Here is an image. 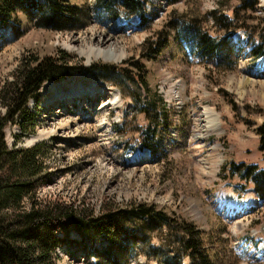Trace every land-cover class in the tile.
<instances>
[{
	"label": "rangeland",
	"instance_id": "rangeland-1",
	"mask_svg": "<svg viewBox=\"0 0 264 264\" xmlns=\"http://www.w3.org/2000/svg\"><path fill=\"white\" fill-rule=\"evenodd\" d=\"M62 4L72 12L65 13L67 19L47 21L30 11L31 17L17 13L11 21L14 24L0 25V86L12 78L24 56H60L65 63V56L70 55L66 58L69 66L78 69L140 61L150 89L161 94L167 104L170 129L160 137L155 155L143 147L149 122L133 98L140 100L147 94L138 92L137 86L123 77L75 71L46 82L39 108L33 99L28 104L36 116L35 124L28 125L26 132L17 125L5 130L9 148L43 144L40 153L52 183L40 189L39 197L62 196L77 205L84 201L97 213L105 202L118 208L153 205L205 233L210 263L264 264V252H260L264 199L256 197L252 185L244 184L238 176L232 178L231 167L227 177L221 175L222 167L232 162L264 169L256 132L264 124V57L255 58L251 52L264 37L259 21L264 0H260L257 13H241L237 19L233 13L236 0H178L175 4L150 0L148 21L143 26L136 17L112 19L99 9L98 0H65ZM214 11H222L233 20L232 25L231 21L216 23L211 16ZM174 13L194 18L198 26L204 22V31L223 39L226 45L218 61L200 58L175 39V33H167L166 24ZM220 26L243 29L227 37ZM101 32L111 39L108 46L124 49L123 61L88 60L80 54L96 43ZM167 36L170 43L164 52L156 60L146 59L144 44ZM76 80L85 88L95 81L110 93L118 92L122 106H105L110 96L104 98L102 92L95 98L67 96L71 99L61 103L59 98L48 100L43 91L47 84L63 81L69 82L66 91H72L79 84ZM205 110L217 115L218 126L213 132L202 123ZM4 112L0 105V113ZM234 199L242 203L236 204ZM132 223L134 227L141 224ZM154 226L146 241L129 243L116 237L111 246L102 237H95L89 246L82 245L79 234L72 232L70 244L57 249L55 264H200L187 257L176 242L177 236L185 235L177 227L160 231L157 223ZM173 240L174 244L168 243ZM162 242L167 247L160 252Z\"/></svg>",
	"mask_w": 264,
	"mask_h": 264
},
{
	"label": "trees",
	"instance_id": "trees-1",
	"mask_svg": "<svg viewBox=\"0 0 264 264\" xmlns=\"http://www.w3.org/2000/svg\"><path fill=\"white\" fill-rule=\"evenodd\" d=\"M64 1L0 0V25L14 24L11 21L17 13L31 17L30 11L38 13L47 21H54L56 18L67 19L65 13L72 12L64 8ZM177 1L168 0L171 4ZM236 1L238 6L233 12L237 14L236 19L241 13L250 16L260 10V0ZM149 4L150 0H98L99 9L112 19L137 17L140 26L148 21L146 13ZM211 16L216 23H221L222 20L231 21V25L233 23L222 11H214ZM259 21L264 30V15ZM203 25L204 22H199L198 26L194 18L174 13L169 17L166 28L169 35L175 33V39L188 47L192 53L195 52L204 60L216 62L226 44L219 36H210L204 31ZM218 29L224 30L228 34L227 37H231L237 29L243 27L238 26L231 30L228 26H220ZM169 43V36L159 42H146L144 57L151 61L156 60ZM255 44L251 50L253 57H264V37L258 45ZM69 57L70 55L65 56L66 62L63 63L64 58L60 56H24L12 78L0 86V105L5 109L3 114L0 113V264H55L57 249L70 244L72 232L79 234V243L85 246L92 244L95 237H102L109 246L116 237L129 243L146 241L150 239L148 231L153 230L156 223L160 231L165 228L175 230L177 227L185 234L181 238L177 236L176 242L182 245L186 256L197 263L200 261V264H212L209 262L210 249L205 233L183 218L172 219L156 206L131 204L118 208L105 202L97 213L94 208L85 205L84 201L77 205L65 201L62 196L39 197L40 189L52 183L45 158L40 153L43 144H36L31 148L18 145L9 148L5 141V130L10 125H17L26 132L28 125L35 124L36 116L28 104L33 99L39 108L41 88L46 82L58 80L75 71L91 74L97 71L100 77H123L135 84L138 92L144 91L147 94L142 97L139 93L142 97L140 100L133 98L136 108L149 122L142 141L143 147L155 155L160 137L167 135L170 129L167 104L161 94L150 89L148 74L140 61H128L119 66L102 65L98 68L90 65L78 69L69 66ZM256 132L260 138V152L264 155V124L258 127ZM228 166L232 169V178L238 176L244 184L252 185L256 197L264 199V169H259L256 165L232 162L222 167L221 175L224 177H227L225 175ZM133 220L141 224L134 227ZM142 224L145 226L142 227ZM168 243L174 244L175 240ZM166 247L162 242L160 252L165 251Z\"/></svg>",
	"mask_w": 264,
	"mask_h": 264
},
{
	"label": "bare ground",
	"instance_id": "bare-ground-1",
	"mask_svg": "<svg viewBox=\"0 0 264 264\" xmlns=\"http://www.w3.org/2000/svg\"><path fill=\"white\" fill-rule=\"evenodd\" d=\"M110 40L111 39L107 37V34L101 32L98 37L95 38L96 43H92L89 47H87L86 51H80V54L86 55L88 60L93 58H102L107 62L120 63L123 59H125L124 57H126L125 51L121 47L120 49H117L112 46L113 44L108 46L107 43H109ZM76 81L79 84L73 87L72 91H66L69 85L68 81H63L61 83H49L43 88V91L48 96V100L51 101L59 98V100H62L61 103L64 102L63 99H71L67 96H72V94H75L76 98H95L100 92H102L104 98L105 95L110 96L109 102H107L105 106H109L114 109H119L122 106L120 99L117 100V98H119L118 92L110 93V89L97 85L95 81L89 82V86H87V88L83 86L80 80ZM57 99L55 101H57ZM202 116L204 117L202 123H204V127L207 128L208 131L213 132L217 130V115L213 111L205 110ZM235 202L236 204L242 203L240 200H235ZM260 252H264V244L261 246Z\"/></svg>",
	"mask_w": 264,
	"mask_h": 264
}]
</instances>
